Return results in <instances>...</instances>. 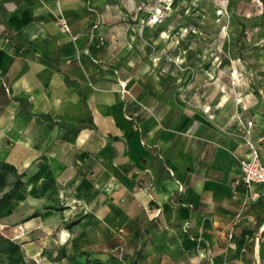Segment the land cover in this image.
<instances>
[{
  "label": "crops",
  "instance_id": "1",
  "mask_svg": "<svg viewBox=\"0 0 264 264\" xmlns=\"http://www.w3.org/2000/svg\"><path fill=\"white\" fill-rule=\"evenodd\" d=\"M109 9L108 0H0V40L10 38L0 46V158L40 136L42 154L24 167L36 169L57 139L90 151L80 163L106 196L107 233L130 244V264H264V185L243 208L236 183L248 151L241 122H135L136 95L115 82ZM132 79L122 82L130 90ZM253 122L264 163V116ZM107 144L110 157L100 154Z\"/></svg>",
  "mask_w": 264,
  "mask_h": 264
},
{
  "label": "rangeland",
  "instance_id": "2",
  "mask_svg": "<svg viewBox=\"0 0 264 264\" xmlns=\"http://www.w3.org/2000/svg\"><path fill=\"white\" fill-rule=\"evenodd\" d=\"M108 1L112 64L122 77L115 82L133 77L135 122L182 127L204 118L225 126L264 116V0ZM44 142L0 158L26 173L0 211V234L21 245L29 264H130V244L107 233L106 196L80 163L91 152L57 139L36 169L24 167ZM15 180L8 176L0 198Z\"/></svg>",
  "mask_w": 264,
  "mask_h": 264
},
{
  "label": "built area",
  "instance_id": "3",
  "mask_svg": "<svg viewBox=\"0 0 264 264\" xmlns=\"http://www.w3.org/2000/svg\"><path fill=\"white\" fill-rule=\"evenodd\" d=\"M60 25L64 32L72 35V38L76 40L77 35L72 34L71 26L67 19L61 18ZM101 42L104 41V37H100ZM6 42L10 41V38L5 39ZM121 91L128 93L126 86H121ZM242 133L245 136L248 151L244 157L239 159L241 175L236 183H243L247 190V197L242 202V207H246L250 202L259 198L263 191H256L257 185H264V163L261 159V141L260 138L253 136L254 122L253 120L241 121Z\"/></svg>",
  "mask_w": 264,
  "mask_h": 264
},
{
  "label": "trees",
  "instance_id": "4",
  "mask_svg": "<svg viewBox=\"0 0 264 264\" xmlns=\"http://www.w3.org/2000/svg\"><path fill=\"white\" fill-rule=\"evenodd\" d=\"M51 126H48V129L45 134L48 133ZM15 175L16 180L12 188L5 192L0 198V211L10 206L13 202V199L18 194V192L24 187V177L25 172L19 173L17 166L9 162L0 161V191L5 185L6 179L9 175ZM5 255L6 260L2 257ZM0 264H29L26 258L25 252L22 249L21 245L12 240L11 238L4 237L0 234Z\"/></svg>",
  "mask_w": 264,
  "mask_h": 264
}]
</instances>
